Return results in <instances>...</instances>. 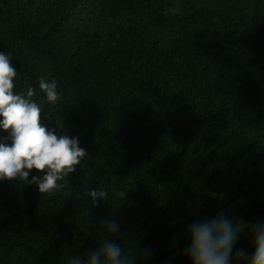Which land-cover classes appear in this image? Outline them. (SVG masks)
<instances>
[{
	"label": "trees",
	"instance_id": "1",
	"mask_svg": "<svg viewBox=\"0 0 264 264\" xmlns=\"http://www.w3.org/2000/svg\"><path fill=\"white\" fill-rule=\"evenodd\" d=\"M0 52L14 91H36L41 123L87 152L50 194L0 180V264H70L105 237L126 254L150 248L137 264H190L189 225L217 214L241 224L233 257H251L249 227L264 223V0H0ZM41 78L57 81L55 105ZM98 188L108 198L93 207Z\"/></svg>",
	"mask_w": 264,
	"mask_h": 264
},
{
	"label": "clouds",
	"instance_id": "2",
	"mask_svg": "<svg viewBox=\"0 0 264 264\" xmlns=\"http://www.w3.org/2000/svg\"><path fill=\"white\" fill-rule=\"evenodd\" d=\"M11 53L0 52V129L10 130V144L0 143V180L19 179L35 185L41 195L61 190L60 183L74 173L87 152L79 146L78 137L58 134L41 123L42 106L32 97L36 91L28 87L26 93L17 94L14 79L16 69L10 63ZM39 91L44 94V103L55 105L61 99L55 79L39 80ZM35 170L37 175L29 179ZM93 207L106 201L108 192L103 188L87 192ZM121 201L125 191L116 194ZM109 234L119 233L115 221H102ZM222 214L189 225L190 243L184 252L190 264H264V223L251 224L254 253L248 257L246 249L233 250L242 228ZM249 226V225H248ZM150 248L127 254L115 240L104 238L100 247L89 251L86 259L75 257L70 264H137L138 259L148 260Z\"/></svg>",
	"mask_w": 264,
	"mask_h": 264
}]
</instances>
